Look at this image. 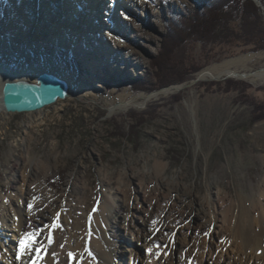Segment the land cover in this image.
<instances>
[{
  "label": "rangeland",
  "instance_id": "374dc122",
  "mask_svg": "<svg viewBox=\"0 0 264 264\" xmlns=\"http://www.w3.org/2000/svg\"><path fill=\"white\" fill-rule=\"evenodd\" d=\"M93 1L98 6L99 1ZM192 1L132 0L133 9L119 7V12L126 13L123 24L128 35L123 43L129 62L124 63L123 56L112 59L122 74H110L105 55L97 56L99 62L103 60L97 66L103 71L94 74V80L83 59L58 48V32H53L56 23L38 15V22L30 24L31 12L22 8L29 16L24 24L35 26L38 38L54 39V43L25 55V41L18 49L9 41L0 48V64L21 73L27 64L37 67L41 62H55L67 72L73 94L38 117L24 112L0 114V185L8 179L16 183L0 197V264L21 259L13 252L19 244L15 209L22 208L24 176L32 165L40 171L34 182H40V190L51 197L46 209L62 201L63 211L55 220L59 227L40 229L47 254L49 230L51 242L55 237L60 246L71 237L70 228L89 231L101 216L104 223L97 227L110 242L112 264H154L160 255L166 258L164 264H258L259 260L249 258V262L235 252L229 237L222 238V206L228 194L234 201L250 204L264 188V83L251 78H208L166 95H152L138 108L110 112L138 94L188 84L206 68L244 55L254 56L231 70L250 73L264 68V41L256 48L231 37L240 34L239 18L231 23L233 34L228 40L184 41L163 71L153 67L168 32L167 23H172L175 13L190 10ZM255 3L264 19V5ZM92 6L89 3L87 14L94 19ZM7 11L0 15V32L11 21ZM76 13L73 17L78 18ZM13 29L16 35L20 32ZM180 74L184 82L168 85ZM82 87L88 89L87 96ZM156 162L159 173L153 170ZM108 179L116 181V189L109 190ZM79 187L85 191L76 193L74 188ZM89 207L92 212L87 211ZM37 244L33 242V248ZM119 250L124 252L121 259ZM27 254L29 258L32 251Z\"/></svg>",
  "mask_w": 264,
  "mask_h": 264
},
{
  "label": "bare ground",
  "instance_id": "6f19581e",
  "mask_svg": "<svg viewBox=\"0 0 264 264\" xmlns=\"http://www.w3.org/2000/svg\"><path fill=\"white\" fill-rule=\"evenodd\" d=\"M78 1H81V3H78ZM84 1H89L90 4H93L91 13L95 12L96 18H90L93 14L90 16L87 14V11L89 10V3L85 5ZM98 1L103 7L102 12H99L100 5L98 4V6H96V1L93 0H0V15H6L5 11L8 10L7 12L11 18V21H8L7 29L0 32V48L6 47L10 41L14 43L18 49L22 44L21 42L25 41L28 47L24 53L25 55H30L44 45L48 46L49 44H53L54 39H46L43 41L41 37L38 38L34 34L35 26H30L31 23L38 22L37 17L40 15L41 18H49L48 23H56V26H53L55 28L53 32H58L55 36L57 43L59 41V44L56 43L59 46L58 48H64L67 50L68 54L76 55L81 60L83 59V66L91 70V73H93L91 74V79H96L94 74L98 71H103L101 68L97 67L99 66V61L96 58L97 56L102 57V55H105V59L108 61L106 64L109 66L108 72L110 74H112L113 71L122 74L120 67L112 63V59L119 60V57L121 56H123L122 61L124 63L129 62V59L127 58L128 55L125 52L126 45L123 43L128 35V30H125L123 24V16L126 13L124 14L123 12H119L118 8L121 7L123 10H129L133 9L136 4L132 3V0L131 2L130 0ZM15 4H18V8L14 6ZM78 4H81V6ZM7 5L10 7L7 8ZM22 8L28 13L31 12L32 22L28 25H25L24 23L26 19L28 20L29 16L23 12ZM44 9L47 11V16L43 14ZM75 11L78 12L76 13L78 18L73 17ZM100 13L102 14L100 15ZM35 15H37L36 18ZM102 15L104 17H102ZM57 17H59V19L56 21ZM90 20L93 21L92 24L94 29L91 27L92 24ZM126 20L128 19L126 18ZM20 22L23 23L20 24ZM14 26L17 29L23 26V28L18 29L20 32H18L17 35L14 34ZM72 27H74V29H72ZM61 29H63L64 32H61ZM23 33L26 37L21 36ZM105 37L110 42V46H108V41L105 40ZM253 56L254 55L252 54L244 55L239 58L224 61L221 64L206 68L198 75H201V78L204 79L219 77L222 73L227 74L231 71H235L231 70V68L243 66L245 62ZM90 58L92 60L91 62L88 61ZM101 63H103V60ZM42 72L54 73L59 78L66 80L69 86L68 94H70V96L64 100L57 99L54 103L45 107H39L35 110L24 112L28 117H38L41 115V111L43 112L46 108L55 107V105L61 104L71 98L73 94L71 93V80H68L67 72L55 62H50L48 64L41 62L40 66L37 67H31L27 64L26 68L22 70L21 73L14 71L6 64H0V114H6L9 116L17 114L14 112H7L4 109L2 100V88L4 83L10 78H13L14 80L23 78L28 82H34L35 77ZM123 75H125L124 78H127L126 74ZM246 78L254 80L257 79L264 83V70L255 71ZM82 91L84 96H87V93H89L88 89L85 87L81 88V92ZM174 91L175 90L173 89H164L156 95L154 94V96H157L158 94L166 95ZM149 99V97H146V94H138L128 101H123L122 99V104L118 105L110 112H113L116 109L122 110L131 107L138 108ZM14 166H17V164H14ZM44 168L45 167L42 169ZM160 168V164L156 162L153 170L155 173H159ZM39 172L40 171L32 165L30 169L27 170V174L24 176L25 190L23 193L22 208L15 209L17 222L14 225L15 236L18 241L26 232L37 233L34 242L37 241L38 244L35 248L32 246L31 250L22 251L20 249V245L17 243L13 252L14 255H18L21 259L12 260L11 264H34V262H32L33 255H35L37 248L44 244V242L46 243L44 235L42 234L43 231L40 230L41 227H50L55 222L59 212L63 211L62 201H59V203L49 211L46 209L45 204L49 199H51V197L45 196L47 192L40 190V182H34L35 178L39 177ZM15 185L16 183L14 179H8L6 184L0 185V197L5 195L6 192L11 191ZM106 185L110 191L116 189L113 188L116 186V181L112 179H108ZM78 189L74 188L76 193L85 191L82 187H79ZM262 197H264V188L260 192L259 197L250 204L243 199L234 201L230 194H228L227 198L229 199L223 201V216L221 215L222 223L224 225L223 227L225 228L222 238L228 239L229 237V242L233 245L235 244V252H241V254H243L248 261L249 258L259 260L258 264H264V199ZM29 205H32L31 210H29ZM120 210L121 209L119 208V211ZM87 211L92 212L91 207H89ZM116 214H118V212ZM97 219L98 224L96 222ZM103 223L104 222L101 219V216H99L95 218V221L89 231H86V229L82 227L81 232L70 228L71 237L68 238L67 242L60 246H57V243L54 240L55 237H53V241L49 246L50 251L46 257L43 258L40 264H112V253L108 247L110 246V242L106 238L105 231L97 227V225H102ZM55 249H57V251H55ZM29 251H32V255L28 258L27 253ZM69 252L73 254V258L71 260H69L68 257ZM20 253H22L23 257ZM117 254L120 259L121 257H124L123 251L119 250L117 251ZM144 258H146V256ZM147 258H149V256H147ZM165 262L166 258L160 255L154 264H164ZM132 264H134V262Z\"/></svg>",
  "mask_w": 264,
  "mask_h": 264
},
{
  "label": "trees",
  "instance_id": "16d2710c",
  "mask_svg": "<svg viewBox=\"0 0 264 264\" xmlns=\"http://www.w3.org/2000/svg\"><path fill=\"white\" fill-rule=\"evenodd\" d=\"M258 1L264 5V0ZM192 2L193 7L190 10L175 13L172 23H167L168 32L163 36L159 55L152 63L158 71L165 69L163 66L169 62L172 53H175L184 41L210 42L229 38L230 34H233L231 23L237 18L240 19L238 29L240 34L231 37L250 43L256 48L261 47L260 42L264 41V19L259 12L260 7L253 0H194ZM185 80V77L180 74L179 77L171 79L168 85Z\"/></svg>",
  "mask_w": 264,
  "mask_h": 264
},
{
  "label": "water",
  "instance_id": "95a60500",
  "mask_svg": "<svg viewBox=\"0 0 264 264\" xmlns=\"http://www.w3.org/2000/svg\"><path fill=\"white\" fill-rule=\"evenodd\" d=\"M257 2V0H253ZM264 70V68L259 69V71ZM254 72H235L225 74L223 77H211V80L223 81L229 78L244 79L247 76L253 74ZM201 75L192 80L190 83L166 87L159 89L157 91L150 92L146 97H150L155 93L163 89H173L178 91L184 87L190 86L200 81H204ZM68 83L66 80L59 78L54 73L42 72L35 77L34 82H28L23 78L14 80L10 78L7 80L2 88L3 95V105L7 112L22 113L26 111L35 110L39 107H45L54 103L57 99L64 100L70 96L68 94Z\"/></svg>",
  "mask_w": 264,
  "mask_h": 264
},
{
  "label": "snow or ice",
  "instance_id": "6c2138e0",
  "mask_svg": "<svg viewBox=\"0 0 264 264\" xmlns=\"http://www.w3.org/2000/svg\"><path fill=\"white\" fill-rule=\"evenodd\" d=\"M32 205H29V210H31ZM59 227L58 222H54L51 226L50 229L57 228ZM37 233H28L26 232L19 240V245L20 249L23 250H31L33 246V242L36 238ZM47 239L49 241V246L51 243V231L49 230V234L47 236ZM158 248L159 245H156ZM149 252H151V249H149ZM47 255V250L46 247L41 246V248H38L35 252L34 256V264H40V262L43 260L44 256ZM69 260L73 258V254L71 252L68 253Z\"/></svg>",
  "mask_w": 264,
  "mask_h": 264
}]
</instances>
